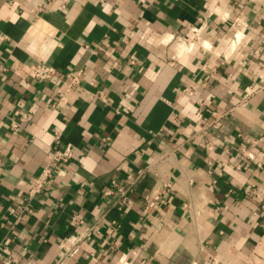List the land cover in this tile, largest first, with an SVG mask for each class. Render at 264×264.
Returning a JSON list of instances; mask_svg holds the SVG:
<instances>
[{
    "label": "crops",
    "instance_id": "crops-1",
    "mask_svg": "<svg viewBox=\"0 0 264 264\" xmlns=\"http://www.w3.org/2000/svg\"><path fill=\"white\" fill-rule=\"evenodd\" d=\"M0 60V264L86 230L61 264H264V0H0ZM56 134L73 155L28 213Z\"/></svg>",
    "mask_w": 264,
    "mask_h": 264
},
{
    "label": "built area",
    "instance_id": "built-area-1",
    "mask_svg": "<svg viewBox=\"0 0 264 264\" xmlns=\"http://www.w3.org/2000/svg\"><path fill=\"white\" fill-rule=\"evenodd\" d=\"M175 40V39H174ZM133 62V60H131ZM9 69L5 61L0 60V72H5ZM24 76L33 78L38 81L50 80L52 78H57L60 76L61 71L55 66L46 64L44 62H34L28 66V68H18L17 69ZM83 72L79 71L76 74H67L64 78V87L59 90L58 95L61 100L65 98V94L70 90L81 87V77ZM94 97L105 99V94L101 91L92 93ZM15 125H17L15 123ZM109 139V138H107ZM73 155V145L71 143H64L60 140L59 134H56L54 142L50 146V153L46 162L42 165L39 174L30 182L29 189L26 195L19 201L20 204L26 209V212H32V208L29 207V202L37 195H39L45 185L48 183L49 179L53 176L55 167L60 164L68 162ZM143 172H154L152 167L148 165L144 168ZM138 176L128 174L123 183L112 182L114 188H109L105 191V194L111 195L114 202L120 201L123 203H131V193L134 190ZM166 185V184H164ZM160 199L158 194H148L145 196L146 208L155 206V203ZM264 206V202H263ZM13 211V210H12ZM92 229V228H91ZM89 229V230H91ZM87 230L78 236L70 237L66 240L63 246V253L61 254L60 260L56 264H61L62 260L73 256L79 250V244L87 236ZM214 264L216 261L214 260Z\"/></svg>",
    "mask_w": 264,
    "mask_h": 264
}]
</instances>
